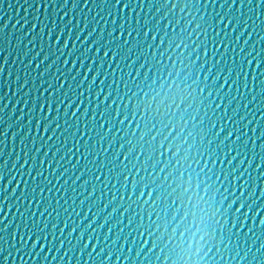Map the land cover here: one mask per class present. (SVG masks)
Returning a JSON list of instances; mask_svg holds the SVG:
<instances>
[{"label": "water", "instance_id": "1", "mask_svg": "<svg viewBox=\"0 0 264 264\" xmlns=\"http://www.w3.org/2000/svg\"><path fill=\"white\" fill-rule=\"evenodd\" d=\"M0 264H264V0H0Z\"/></svg>", "mask_w": 264, "mask_h": 264}]
</instances>
